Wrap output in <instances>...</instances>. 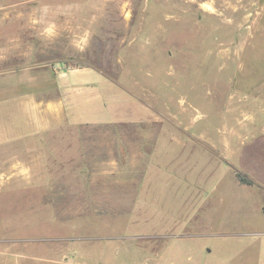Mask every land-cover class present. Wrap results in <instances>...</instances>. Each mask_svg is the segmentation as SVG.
<instances>
[{"label": "rangeland", "instance_id": "rangeland-1", "mask_svg": "<svg viewBox=\"0 0 264 264\" xmlns=\"http://www.w3.org/2000/svg\"><path fill=\"white\" fill-rule=\"evenodd\" d=\"M57 64L97 68L171 132L135 207L84 214L76 164L107 153L76 145L106 126L43 139L32 181L0 182V264H264V0H0V72Z\"/></svg>", "mask_w": 264, "mask_h": 264}, {"label": "crops", "instance_id": "crops-1", "mask_svg": "<svg viewBox=\"0 0 264 264\" xmlns=\"http://www.w3.org/2000/svg\"><path fill=\"white\" fill-rule=\"evenodd\" d=\"M160 122L159 114L94 67L57 64L0 72V182L12 178L31 182L34 150L65 126H106L100 129L110 135L104 141L89 147L76 145V151L85 155L102 146L109 156L100 159L94 154L76 164L84 171L76 175V183H88L76 192V214L103 209L100 206L132 209L142 198L162 136L171 132L162 130ZM192 140L181 141L186 147ZM176 159L163 167L175 166ZM96 201L102 204L96 206Z\"/></svg>", "mask_w": 264, "mask_h": 264}, {"label": "clouds", "instance_id": "clouds-1", "mask_svg": "<svg viewBox=\"0 0 264 264\" xmlns=\"http://www.w3.org/2000/svg\"><path fill=\"white\" fill-rule=\"evenodd\" d=\"M33 23H39L38 20H34ZM44 35L47 37H54L55 36V26L52 24H49L46 29L44 30Z\"/></svg>", "mask_w": 264, "mask_h": 264}, {"label": "trees", "instance_id": "trees-1", "mask_svg": "<svg viewBox=\"0 0 264 264\" xmlns=\"http://www.w3.org/2000/svg\"><path fill=\"white\" fill-rule=\"evenodd\" d=\"M238 177H239V175H238ZM240 178V181L241 182H247L245 179H243L242 177H239Z\"/></svg>", "mask_w": 264, "mask_h": 264}]
</instances>
